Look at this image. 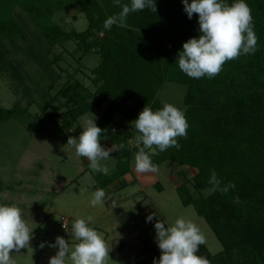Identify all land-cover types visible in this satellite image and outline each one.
<instances>
[{
	"label": "trees",
	"instance_id": "1",
	"mask_svg": "<svg viewBox=\"0 0 264 264\" xmlns=\"http://www.w3.org/2000/svg\"><path fill=\"white\" fill-rule=\"evenodd\" d=\"M223 2L231 5L235 0ZM245 2L252 10L257 50L227 61L215 77L194 79L179 69L177 54L183 42L201 33L197 15L189 19L181 0H154L156 12L149 8L130 12L125 27L109 29L104 21L122 10L114 0H0V35L9 43L14 44L21 31L13 16L18 6L40 28L50 47L72 40L83 53H98L100 59L91 69L93 91L69 74L55 93L49 94L53 84L49 86L42 112L35 115L54 120L60 139L67 140L82 130L76 123L81 114L107 104L95 123L104 129L102 138L123 147L115 151V168L95 184L98 188L128 173L131 157L143 146L130 143L134 128L128 129L116 114L129 124L144 106L154 111L163 107L156 96L165 80L185 85L181 111L188 123L187 137L178 138L179 149L146 152L156 166L169 160L195 169L190 181L196 188L210 189L193 197L186 183L176 187L182 204H192L221 243L217 254L204 244L199 246L197 255L210 264H264V0ZM130 3L120 0V5ZM71 7L83 13L85 29L66 31L53 21V12ZM8 63L0 56V71ZM26 112L18 102L10 108L0 105V122ZM213 170L221 187H235L227 193L212 191ZM119 184L124 186V180ZM159 256L155 243L127 264H153Z\"/></svg>",
	"mask_w": 264,
	"mask_h": 264
},
{
	"label": "rangeland",
	"instance_id": "2",
	"mask_svg": "<svg viewBox=\"0 0 264 264\" xmlns=\"http://www.w3.org/2000/svg\"><path fill=\"white\" fill-rule=\"evenodd\" d=\"M13 16L21 25L16 42L9 43L0 35V56L9 62L0 71V105L10 108L18 102L21 108H27V112L0 122V204L18 206L22 218L34 228L31 247L11 253L15 264H48L49 257L57 251L48 245L61 236L71 247L75 242L70 233L71 224L76 218L87 221L89 216L93 218L88 221L89 226L111 247L106 264L133 262L145 247L155 244L157 219L164 220L166 226L174 224L180 217L191 220L205 236L204 245L208 251L211 254L221 251V243L208 222L196 213L192 204H182L177 192L180 183H186L193 197L210 192L209 188L193 185L190 180L195 169L189 166L167 160L157 165L155 173L133 175L135 181L131 183L122 176L99 188L107 197L104 204L95 207L90 204L92 193L98 189L95 184L106 180L105 175L93 172L84 157H79L77 170L68 150L71 147L65 145V138L60 139L57 123L44 115L39 119L35 115L42 112L49 86L53 84L49 94L55 93L69 74L93 91L91 69L97 65L99 55L95 51L83 53L76 49L72 40L50 47L47 38L25 11L17 6ZM51 17L66 31H81L87 27V21L77 7L55 11ZM97 35L101 36L102 32ZM184 94L185 85L165 80L156 97L162 105L170 103L181 110L185 107ZM106 105L81 114L76 123L82 127L85 117L95 118L96 122ZM115 118L128 129L132 127L118 114ZM133 135L130 143L135 145L138 135L135 129ZM101 140L102 146L107 147ZM115 158L113 151L108 160L101 161L109 168L107 175L115 168ZM132 167L134 155L130 160ZM42 174L48 178L43 180ZM64 178L67 181L61 186L59 182ZM120 180L125 182L122 188ZM117 186L120 189H116ZM150 213L154 218L147 221ZM62 218L68 219L66 230L61 226ZM41 242L43 248L39 246ZM252 259L250 257V262ZM65 264H70V260L66 258Z\"/></svg>",
	"mask_w": 264,
	"mask_h": 264
},
{
	"label": "clouds",
	"instance_id": "3",
	"mask_svg": "<svg viewBox=\"0 0 264 264\" xmlns=\"http://www.w3.org/2000/svg\"><path fill=\"white\" fill-rule=\"evenodd\" d=\"M184 11L189 19L196 14L198 17V37H190L182 43L178 52L179 69L187 76L199 79L207 76L215 77L222 71L223 65L241 55L254 54L257 50V36L254 32L252 10L245 0H235L231 5L223 0H181ZM114 3L121 7L118 14L109 16L104 21V28L112 25L125 27V21L130 12L142 11L145 8L156 12L154 0H131L130 5H120V0ZM166 62V61H165ZM93 115V114H92ZM94 117V115H93ZM135 131L136 143L143 146L134 155V170L138 174L155 173L157 166L152 162L151 154L156 149L163 152L169 148L179 149L178 138L187 137L188 123L180 109L170 103L153 110L144 106L135 120L130 122ZM104 129L97 126L95 118L85 117L82 130L78 136H69L67 145L75 150L79 157L86 158L93 172L107 175L109 168L101 161L108 160L110 153L118 151L123 145L104 147L100 143ZM209 183L212 191L227 193L234 184L220 186L215 170L212 171ZM105 191L96 189L92 193L90 204L95 207L105 203ZM115 206V205H113ZM154 214L150 213L147 221H151ZM93 218H76L71 224V236L74 243L57 236L54 243L48 246L56 248L55 255L48 259V264H65L66 258L70 264H106L110 259L111 247L88 221ZM64 229L68 228L63 224ZM155 241L160 249L159 259L153 264H210L203 256L197 255L199 246L205 243V236L200 228L191 220L177 218L174 224L167 225L165 221L157 219L154 224ZM33 229L22 218V211L16 205L0 204V264H15L11 253L31 247ZM44 247V243L39 245Z\"/></svg>",
	"mask_w": 264,
	"mask_h": 264
},
{
	"label": "crops",
	"instance_id": "4",
	"mask_svg": "<svg viewBox=\"0 0 264 264\" xmlns=\"http://www.w3.org/2000/svg\"><path fill=\"white\" fill-rule=\"evenodd\" d=\"M101 141H103V142L106 144L107 147H111V146H112V145L109 144L105 139H103V140H101ZM61 143H62V142H61ZM65 143H67V142H65ZM62 145H63V144H62ZM65 145H67V144H65ZM65 145H64V147H66ZM69 149H70V152H71V153H70V154H71V158L74 160V162H75V164H76V168H77V170H78V168H79V166H78L79 156H77V155L75 154V150H74L73 148H68V150H69ZM66 158H67V155H66ZM77 172H78V171H77ZM79 174H80V173H79ZM79 174L76 175L75 178L72 179V182H73V180L76 179L77 176H79ZM81 174H82V173H81ZM133 175L138 176V173L134 170V167L130 168L129 172L126 173V174L124 175V176H125V179L127 180V181H126L127 183H128V181H129V183L135 181V179L132 177ZM70 176H71V175H70ZM70 176L68 177V179L71 178ZM124 176H123V178H124ZM128 176H130V178H129ZM42 177H43V180H45V179L48 178V176L45 175V174H42ZM54 181H55V180H54ZM66 181H67V180L64 178V179H61L59 183H60L61 186H62V184H64ZM55 182H57V181H55ZM56 184H58V182H57ZM121 188H122V187H121ZM116 189H120V187L117 186ZM116 191H117V190H116ZM105 198H107V197H105Z\"/></svg>",
	"mask_w": 264,
	"mask_h": 264
},
{
	"label": "built area",
	"instance_id": "5",
	"mask_svg": "<svg viewBox=\"0 0 264 264\" xmlns=\"http://www.w3.org/2000/svg\"><path fill=\"white\" fill-rule=\"evenodd\" d=\"M68 222V219L66 218H62V223H61V226L63 227V224H67ZM64 228V227H63Z\"/></svg>",
	"mask_w": 264,
	"mask_h": 264
}]
</instances>
